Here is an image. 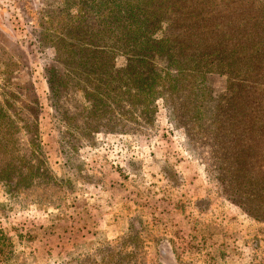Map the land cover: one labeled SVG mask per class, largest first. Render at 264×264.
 <instances>
[{"label":"rangeland","instance_id":"obj_1","mask_svg":"<svg viewBox=\"0 0 264 264\" xmlns=\"http://www.w3.org/2000/svg\"><path fill=\"white\" fill-rule=\"evenodd\" d=\"M66 9L0 0V168L24 158L39 171L22 186L0 180V264H263L264 220L245 211L238 170L213 162L209 132L189 134L162 99L151 122L116 113L98 132L72 87L53 108L48 71L67 66L48 39ZM227 82L208 75V113Z\"/></svg>","mask_w":264,"mask_h":264},{"label":"trees","instance_id":"obj_2","mask_svg":"<svg viewBox=\"0 0 264 264\" xmlns=\"http://www.w3.org/2000/svg\"><path fill=\"white\" fill-rule=\"evenodd\" d=\"M62 2L69 18L58 22L48 39L55 61L67 66L48 71V88L57 100L53 108L62 111L58 100L72 87L88 104L87 129L98 132V122L112 124L116 113L133 120L136 112L151 122L154 102L164 100L175 123L188 124L189 134H211L213 162L238 170L235 186L247 194L245 211L264 220V0ZM212 73L227 76L229 96L208 113L206 82ZM61 116L67 118L64 124L73 121ZM220 151L228 155L217 156ZM37 176L38 168L24 158L0 168L7 185L17 179L15 186H22Z\"/></svg>","mask_w":264,"mask_h":264}]
</instances>
